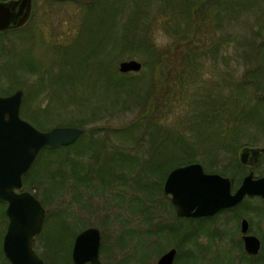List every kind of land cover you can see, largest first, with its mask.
I'll return each instance as SVG.
<instances>
[{
	"label": "rangeland",
	"instance_id": "1",
	"mask_svg": "<svg viewBox=\"0 0 264 264\" xmlns=\"http://www.w3.org/2000/svg\"><path fill=\"white\" fill-rule=\"evenodd\" d=\"M33 1L34 15L25 28L0 31V93L9 95L23 90L22 115L32 123H35L36 117L39 118L49 126L44 130L56 126H79L87 132L94 130L93 138L89 132L80 136L78 147L87 146L91 138L97 140V144L94 142L96 150H88L84 156H76L75 148H72L64 151V156L45 154L36 161L41 160L29 179L30 186L32 189V182L35 181L36 197L42 201L47 216L51 214L42 234L37 237V253L45 257L52 244L56 249L60 235L67 237V249L72 253L77 235L86 228L97 227L101 231L102 264H156L173 236L169 232L171 235L168 233L165 239L164 234L160 236L153 232L149 236L148 232L155 231L164 219L176 217L175 210L170 195L164 192V176L153 172L141 173L142 168L135 162L149 156L147 150L155 147L152 139L157 141L155 144L160 140L155 125L161 126L162 135L167 134L168 128L176 130V122L184 124L187 134L192 133V117L189 118V115L194 106L195 91L198 92L201 85L222 83L224 96L233 92L230 84L241 79L250 66V58H256L257 46L264 42V0L236 6L234 0H223L231 11H222L216 5L217 0H210L204 6L205 11H199L201 7L190 10L191 17L186 16V9L183 8L182 12V8L172 6V0H142L149 13L143 24L144 31L148 26L149 45L164 53L170 52L176 42L178 45L171 56L165 58L164 53L159 55V63L153 64V70L146 66L140 72L131 73L132 80L125 86L110 80L115 70L120 71V63L136 59L144 64L148 60L145 58L148 49L144 45L121 50L126 19L132 23L127 33L129 39L135 33L139 34V24L132 19L137 8L134 2L138 0H100L104 4L95 10L70 0ZM191 2L195 4L201 0ZM122 18L124 21L121 22ZM185 30L188 31L187 36ZM186 38L188 43L196 42L206 50L201 57L202 66L198 74L184 82L188 83V91L181 87L182 81L177 77L174 88H170V75L179 69V60H175L187 46ZM216 46L218 53L215 55L212 50ZM261 47L264 48V44ZM260 59L264 61V49ZM144 71L149 74L145 82L141 78ZM42 77H45L44 82ZM228 80L230 84L226 83ZM135 83H139L138 86ZM129 85L136 93L149 90V102L137 106L140 94L132 99V87L127 88ZM44 86L46 88L38 89ZM169 101L174 104L170 108L167 105ZM40 108H48L49 114L40 118ZM148 118H151L150 123ZM137 120L141 121L135 131L132 127L131 131L117 132ZM153 131H156L154 135ZM251 132L249 135H256V131ZM256 133L263 141L251 147H264V133ZM206 148L212 149V153L216 151L213 145L203 144L200 147L201 150ZM93 152L97 155L92 156ZM57 156L58 162L55 161ZM233 157L232 154L221 155L212 162L209 156L205 157L200 152L196 162L211 173L222 174L226 170L230 174L222 175L234 180V190L250 170L257 176H264V159L256 169H251L242 163L240 166L232 164ZM49 158L57 162L51 165L54 167L51 169L53 176L46 175L50 169ZM238 159L240 161V153ZM73 167L77 170L74 171ZM160 169L165 167H160L158 171ZM60 170L65 172V178H62ZM141 174L148 179L143 186L138 179ZM62 180L63 186L55 188L54 182ZM263 213L264 202L260 198L248 199L236 208L221 213L212 224L215 228L236 229L242 215H245L254 221L255 228L259 226L264 230ZM62 218L66 221V225H62L64 234L56 230ZM149 218L152 221H148ZM7 224L8 219L0 206V259ZM183 225L185 238L180 244L173 240L169 246L177 244L179 252L181 246L186 250L189 257L181 258V264H196L194 254L200 263H229L231 253L222 254L211 249L199 256L201 249L194 246L193 238L186 233L194 222H184ZM52 229L54 231L49 236ZM225 241L227 246L233 244L228 238ZM218 246L221 245L214 250ZM260 255L264 260V253ZM213 259L220 260L213 262ZM232 264L249 263L235 260Z\"/></svg>",
	"mask_w": 264,
	"mask_h": 264
},
{
	"label": "water",
	"instance_id": "2",
	"mask_svg": "<svg viewBox=\"0 0 264 264\" xmlns=\"http://www.w3.org/2000/svg\"><path fill=\"white\" fill-rule=\"evenodd\" d=\"M65 1V0H59ZM83 5H93L96 0H70ZM34 15L33 0H0V31L25 28ZM143 63L136 59L120 63L122 73L138 72ZM23 90L11 95L0 93V199L9 203L10 218L3 249L12 264H46L34 250L35 238L41 233L46 209L31 194H16L15 188L23 187V175L27 173L46 147L71 145L85 129L79 126H56L43 130L21 115ZM264 148L245 147L240 160L255 166L263 157ZM164 192L170 195L177 213L183 217L215 215L241 203L246 195L264 198V176L247 175L238 190L233 193L231 178L219 173L207 172L199 162L173 168L164 184ZM246 231V222L244 225ZM250 253H257L259 241L246 238ZM101 231L89 227L80 232L74 243V264H102L100 258ZM175 250L165 254L158 264H172Z\"/></svg>",
	"mask_w": 264,
	"mask_h": 264
},
{
	"label": "trees",
	"instance_id": "3",
	"mask_svg": "<svg viewBox=\"0 0 264 264\" xmlns=\"http://www.w3.org/2000/svg\"><path fill=\"white\" fill-rule=\"evenodd\" d=\"M209 1L210 0H201V2L192 4L191 0H172V6H174L176 9L182 8V12H183V8L186 9V16L188 15V17H191L190 10L192 11L194 10V8L201 7L199 11L201 10L205 11L204 6ZM234 2L236 3L235 6L241 5L242 3L247 5V4H252L253 0H245V2L234 0ZM100 4H102V2L100 0H96V3L94 5H87L86 7L88 9L95 10L101 6ZM134 4L135 6H137V8H135L134 10L135 13H133L132 19H135L137 21V24H139V28H138L139 34L137 35V33H135L134 36H132L131 39H129L127 33L129 31V28L132 27V23L130 20L126 19L127 21L125 20L123 24L124 34L122 35L121 50L123 51L128 46H130L131 48H135L137 47V45L138 46L144 45L148 49V54L146 55L144 53L146 55L145 58L148 60L145 61V63L143 64V68L147 66L149 70L151 69L153 70V64L158 65L159 55L162 56L161 54H163L164 51L158 50L156 49V47L153 48L152 46L149 45L150 36L147 35L148 26L146 27L145 31L143 29V24H145L144 19L149 17V13L147 10L148 8L145 5H143L144 3L142 0L135 1ZM216 5L219 6L222 9V11L223 9H226V11L232 10V9L229 10L227 9L225 2H223V0L222 1L217 0ZM120 21L122 22L124 21V19L122 18L120 19ZM178 27H180L179 21H178ZM182 33L184 34V31ZM185 33L187 36L188 31L185 30ZM186 39L187 40L185 41V43H188V38ZM178 42L181 43L179 40ZM263 44L264 42H262L259 46H257L256 58H250V62H251L250 66H248L246 71L243 73L241 79L231 84L229 82L230 80L226 81V83H229L232 86L233 88L232 93L224 96L222 93L225 87L221 85L222 83H218V82H217L218 84L213 83L214 85L203 84L199 87L198 92L195 91L194 94L195 97L193 98L194 106L191 114L189 115V118L192 117L191 134L186 133V130L183 128L184 126L183 123L176 122V124L174 125V129L176 130H173L172 128H168L169 131L167 132L166 135L161 134L160 132L161 126H156V125L154 126V129H156L157 133L160 136V140L158 141L157 144H155V142L157 141L152 139L153 145L155 147H152L149 150H147L149 156L146 157V159L143 161L137 159V163L135 162L136 165H140V168H142L143 171H141V173L149 174L153 172L160 176H164V178L166 179L169 171L172 170L173 168L199 161L197 158V154H200V152L201 154H205V157L209 156L212 162H214V159L216 161L218 156L221 155L227 156L229 154H232V156H235L231 160L232 164H236L237 166L241 165V161H239L238 159V154L240 153V151L246 146H255L263 141V139H260L261 137L257 136L259 134L256 133V132L264 133V61L260 59L261 50L264 49L261 47ZM177 45L178 44L176 42L173 45L172 50L170 52L164 53L165 58H167V55L171 56L175 52V48ZM216 47L217 48H214L212 50L214 51L215 55L218 53V46ZM205 53L206 50L204 49V47L198 46L196 42L192 41L188 43L187 46H185V48L181 52L180 57L175 60V61L179 60L180 64L178 71L174 72V75L173 74L170 75V77H172L170 82V88H174L173 83L177 77L180 78V80L182 81L181 87L186 91H188L187 90L188 83H184V82L185 80H190L192 78L194 79L195 78L193 77L195 76L194 74H198L197 72L202 66V64L200 63L201 57ZM22 59L24 60V57H22ZM102 69L106 70L107 68H102ZM131 73L133 72L122 73L118 70H115L110 80L114 79V82L119 83L120 86H125L128 85L132 80L130 76ZM148 77L149 74L147 73V71H144V75L141 76V78H143V81L145 82V80ZM42 78L44 82L45 77ZM138 84L139 83H135V85L137 86ZM213 86H216V88ZM131 87H132L131 85L127 86V88H131ZM41 88H46V86L38 87V89ZM138 88L143 89L142 87H138ZM131 90H130L131 91L130 95L134 100L135 98H137V95L140 94V100L138 101L139 103L136 104L137 106H139L140 104L144 105L151 97V96L149 97V90H144V91L142 90V92L139 93H136L133 87ZM167 105L170 108L174 104L172 101H169ZM38 111H39V117L47 116L49 114L48 108H40L38 109ZM98 114H100V112H98ZM140 121L141 120H137L136 122H133L130 125L123 127L122 129H118L117 132L120 131L125 132V130L130 129L132 127H134L133 131H135L136 129H138L137 124H139ZM147 121L148 123H150L151 118H148ZM230 121H232V123L229 124ZM34 122H35L34 124L37 127L43 130L49 127L47 126V124L42 122L37 117ZM72 123H76V122L72 121ZM181 128H183L184 131H182ZM129 131H131V129ZM156 131H153L152 135H154ZM251 131L253 132L256 131L254 132L256 135L255 136L254 134L249 135L250 133H252ZM88 132L91 134V137L93 138L94 136L93 134H95V131L90 129ZM88 132L86 130V133L83 134L82 136H86ZM92 138L90 139V143H88L87 146L81 145L80 147H78V143L80 142V140L78 139L76 142H74L71 145L47 147L43 150L40 156L42 157L45 154L48 155L57 154L60 157L65 155L64 151H68L72 148H75L74 152H76L77 154L76 156H84L88 150H93V148L95 149L94 142L95 144H97V140L96 139L94 140ZM203 144L204 146L213 145L216 148L215 149L216 151L215 152L213 151L214 153H212V149L210 148L201 150L200 147ZM96 155L97 153L94 154L93 152L92 156H96ZM58 156L57 158H55V161L59 159ZM40 161H38L36 164L39 165ZM55 161L50 158L47 161L48 166H50V169L48 170L46 175L49 174H52L51 176L54 175V173L51 171V169H53L54 167H52L51 165H54L55 163L58 162ZM75 163L73 164L75 165ZM105 163H107V161ZM162 166H164L165 169L164 170L160 169L158 171V169ZM73 170L76 171L77 168L73 167ZM221 173L228 175L230 174L226 170L222 171ZM60 174L62 178H65V172L63 170H60ZM56 178L57 177H53V179ZM138 179H139V183L142 186L146 184L148 180L147 178H144L143 174H141L140 177H138ZM41 182H43V180H41ZM63 183L64 180H62L61 182L60 181L54 182L55 188H58L60 186L62 187ZM50 215L47 216L45 223L47 222L48 217H50ZM58 223H59V229L56 230H60L61 234H64L63 230L65 228H63L62 225H66V221L64 220V218H62L58 221ZM52 231H54V229H52L49 232V236L51 235ZM66 233L68 234V230L66 231ZM60 238H62L61 241L59 240ZM66 238H67L66 236L64 237L60 235L59 238L57 239L56 249H55V244H52L51 251L49 253H46L44 255L45 257L41 256L46 262V264H74L71 256L72 253L70 250L68 251L67 249ZM2 257H3V252H2ZM5 262L11 264L7 260H5Z\"/></svg>",
	"mask_w": 264,
	"mask_h": 264
},
{
	"label": "flooded vegetation",
	"instance_id": "4",
	"mask_svg": "<svg viewBox=\"0 0 264 264\" xmlns=\"http://www.w3.org/2000/svg\"><path fill=\"white\" fill-rule=\"evenodd\" d=\"M85 6H87V5H85ZM9 95H11V94H9ZM21 115H22V105H21ZM22 117L24 119L28 120L23 115H22ZM28 121L31 122L30 120H28ZM245 166L250 167L251 169H256V167L258 165H255V166L245 165ZM35 168H36V161L34 162L32 167L30 168V170L23 175V187L14 189V192L16 194L21 195L24 193H29L36 199V194H35L36 187L34 188L35 181L32 182V189H31L30 180H29L30 177L32 176V174L34 173ZM251 172H253L254 178L263 177L262 175H260V176L255 175V172L253 170H250L243 177V180ZM243 180L235 190H234V187L232 184V189H233L234 193L241 186V184L243 183ZM231 181L233 183L234 180L231 179ZM254 198H256V199L260 198V200H262L264 202V198L261 197L260 195H246L244 200L236 206H233V207H230L227 209H223V210L219 211L218 213H216L215 215H207V216H201V217H183V216H180L177 213L176 207L172 203V206L175 210L174 215L176 217H174L173 219H170V218L164 219L160 223L159 227L156 226L155 231L149 230L148 234L150 236L151 233L157 232L158 234H160V236H161V234H164L166 236V237L164 236L165 239H167V237L169 236L168 233L171 232V234L173 236V237H171L172 241L175 240L176 242H178L180 244L183 240V237H184L183 234L185 233V231H184L185 226L183 225L184 222H192V223L194 222V225H192L191 228H189L190 230L186 231V233L189 237L193 238L194 246L198 249H201V252H199V256L207 253L206 250L212 249L213 251L221 252L222 254L223 253L224 254L231 253L230 254L231 258H230V261L228 264H232V262H235V260L240 261L241 263H242V261H247L249 264H264L263 258H260L261 257L260 254L264 253V230L262 227H259V226H258V228H255L254 221L252 219H249L245 215H242L240 225L239 226L236 225V229H232V230H229L228 228H226L224 226H221L219 228H217V227L215 228L213 226L214 223L212 224L213 220L215 218L219 217V215L221 213H223L224 211H228V210H231L233 208H236L240 204L246 202V200L254 199ZM0 206L2 207V209H4V213L8 219L7 229H6L4 237H3V243H4V238H5V235L7 233L9 222H10V218L7 214V209L9 207V203L3 199H0ZM263 220H264V218L262 219V221ZM148 221H152V220H150V218H149ZM245 222H246V231H244ZM247 237H255L259 241L260 244H259V249H258L257 253H250L249 252L248 247H247V243H246ZM227 238L230 241H232L233 244L227 246L225 244L227 242V241H225ZM217 240H220V242H218ZM172 241L170 242V245L172 244ZM217 245H221V246H218V248L216 250H214V248L217 247ZM35 246H36V238H35V245H34V249L36 251ZM202 246H204V247H202ZM168 247L160 254L156 264L159 263V260L165 254H167L168 252H170L172 250H175L174 259H173L172 264H181L180 263L181 258L189 257L185 253L186 250L183 249L182 246L180 247V252H179V246L177 244L174 246H171L169 248ZM0 252H1V250H0ZM2 252H3V257H1V259H0V264L6 263L5 260L9 261L5 255V253H4L3 244H2ZM72 253H73V251H72ZM234 253H238V255H236ZM71 256H72V254H71ZM194 256H195L194 262L196 264H204V263H200V260L196 258L197 256L195 254H194ZM244 259H246V260H244ZM217 260H220V259H217ZM217 260L213 259V262H216ZM72 261H73V259H72ZM222 261H225V260H223V258H222ZM218 264H226V263L225 262H219Z\"/></svg>",
	"mask_w": 264,
	"mask_h": 264
}]
</instances>
